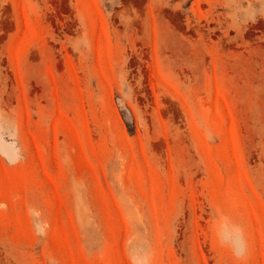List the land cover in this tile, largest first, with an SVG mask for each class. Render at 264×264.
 <instances>
[{"label":"rangeland","instance_id":"1","mask_svg":"<svg viewBox=\"0 0 264 264\" xmlns=\"http://www.w3.org/2000/svg\"><path fill=\"white\" fill-rule=\"evenodd\" d=\"M0 264H264V0H0Z\"/></svg>","mask_w":264,"mask_h":264}]
</instances>
